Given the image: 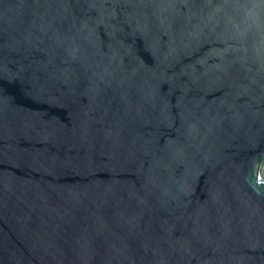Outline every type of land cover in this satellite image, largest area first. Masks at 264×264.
<instances>
[{"label":"water","instance_id":"95a60500","mask_svg":"<svg viewBox=\"0 0 264 264\" xmlns=\"http://www.w3.org/2000/svg\"><path fill=\"white\" fill-rule=\"evenodd\" d=\"M0 264H264V0H0Z\"/></svg>","mask_w":264,"mask_h":264}]
</instances>
